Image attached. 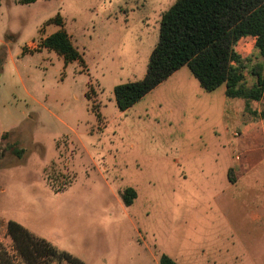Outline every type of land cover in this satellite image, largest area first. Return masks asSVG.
<instances>
[{
  "label": "rangeland",
  "instance_id": "obj_1",
  "mask_svg": "<svg viewBox=\"0 0 264 264\" xmlns=\"http://www.w3.org/2000/svg\"><path fill=\"white\" fill-rule=\"evenodd\" d=\"M175 1L0 0V137L9 133L0 142V264H71L38 238L95 249V259L113 247L107 264H131V222L194 264L203 252L208 264H264V219L252 220L264 218V153L259 129L248 139L240 125L264 127V104L229 98L225 85L207 91L183 66L129 109L117 106L115 86L145 77L161 15ZM60 29L82 61L66 64L42 45ZM237 50L242 84L252 87L264 58L252 37ZM237 155L260 162L233 185ZM91 159L106 162L101 172L120 194L137 186L141 198L126 210L114 198L101 204L86 182L97 175ZM74 177L69 190H55ZM10 220L38 237L32 245L13 239Z\"/></svg>",
  "mask_w": 264,
  "mask_h": 264
},
{
  "label": "trees",
  "instance_id": "obj_2",
  "mask_svg": "<svg viewBox=\"0 0 264 264\" xmlns=\"http://www.w3.org/2000/svg\"><path fill=\"white\" fill-rule=\"evenodd\" d=\"M23 4L37 0H19ZM59 24L61 21L57 19ZM252 37L264 58V0H176L161 15L159 41L154 47L145 77L142 80L119 84L114 93L117 106L125 111L135 105L148 92L170 77L183 66H188L200 85L207 91L226 86L229 98H242L247 103L261 101L264 104V67L256 65L253 74L257 77L252 87L242 84L243 57L237 50L241 39ZM42 45L63 56L66 64L83 57L65 29H60L42 41ZM264 115V111H263ZM8 132L2 134L4 140ZM21 157L25 149L9 146ZM230 181H233L231 175ZM125 205L136 198V191L128 187L122 192ZM8 231L15 241L24 236L32 245L34 236L19 223L10 220ZM38 238V237H36ZM43 250L60 255L71 264H83L66 251L59 250L42 238ZM29 246V245H28ZM159 264H178L166 254Z\"/></svg>",
  "mask_w": 264,
  "mask_h": 264
},
{
  "label": "crops",
  "instance_id": "obj_3",
  "mask_svg": "<svg viewBox=\"0 0 264 264\" xmlns=\"http://www.w3.org/2000/svg\"><path fill=\"white\" fill-rule=\"evenodd\" d=\"M56 31H58V30H56ZM54 32H52V33H54ZM52 33H49V35ZM47 36L48 35H46L45 37H47ZM31 44H33V43H31ZM30 46H28L29 49H30ZM225 93H226V91H225ZM240 125H241V129L243 127V133L242 134H244L246 137H248V139L252 137L251 135H253V137L259 136V138L257 137V139H255V140H259L261 142L262 148H263V153H264V127L259 128V126H256V124H254L253 126H250V124L245 125V122H244V124L240 123ZM257 129H259V133L256 136L255 131H257ZM4 132L5 131H3V133ZM2 134H1V137H2ZM1 137H0V142L2 141ZM16 140H18V139H16ZM237 156L235 158L236 162L231 164V167H229L228 173H227L228 177L231 175L230 169H232V170L234 169L235 172L237 173L238 177H235L234 175L231 176L233 178V181H232L233 185L249 181L250 178L248 176H246L245 173L251 172V170L254 167H256L260 162V161H258V162H256L258 164H256V163L251 162L250 160L247 159V162L240 163L239 161L241 160V158L239 155H237ZM262 163L264 164V154H263V162ZM101 164H103V166H104L103 169H105L106 168L105 166H107L106 162H100V161H96L95 159H91V162L88 165H89V167L93 168L94 174L96 173L97 175L94 177H88L86 182H88V184H94V186L90 185L91 186L90 189L97 192L95 196L101 200V204H105L106 200H109V198H114V200L116 201V203H118L120 208L126 210L127 205H125V203L123 201L122 194H120V192L118 191V189H121V186L118 185L119 187H116L117 188L116 189L115 186H113L111 184V182L104 175V173L101 172V170L103 171ZM263 170H264V168H263ZM75 179H76L75 177L73 178V180L70 179L69 181L64 183V186H62V187H57V188L55 187V190L58 193L59 192H65V191L69 190V188L74 184ZM51 187H52V185H51ZM130 187L136 191V198L134 199L132 204L129 205V206H132L135 201H137L138 199L141 198V194L139 192V187H137V186L136 187L130 186ZM106 189L110 190V194L102 192V191H105ZM259 206H261V205L259 204ZM261 208H264V201H263V205L261 206ZM261 214L260 213L253 214L252 220H254L255 222H262L264 218L262 217L263 213H261ZM130 226H132V228H135V229H133L134 235L132 236V241H134L136 243L135 247H133L132 251L130 252V255H132V258H130L131 264H133L134 261H135V264H147L149 258L153 259L154 264H159L160 257L163 254L168 255L169 257L174 259L178 264H194L191 260H188V256L178 254L179 250L176 253L175 251H168L167 249H165V247H158L156 244L157 241L155 238V234L151 233L146 227L141 228L138 224H135L134 222H131ZM72 228L77 229V227H75V226H72ZM152 236L154 237V240H152ZM109 244H110V242H109ZM112 245L114 246L113 242H112ZM57 247L59 250L66 251L67 253L71 254L73 257L80 260L83 264H107V263L113 262L114 257L116 258V256H114V255L117 254L116 250L113 252V247H112V251H108L107 253H105V256H100V257H97L95 259V258H93V251H95V249L91 252L86 251V250H83L82 248L78 247L77 245H74V244L68 243V242H67V245L64 244L63 246L60 245ZM101 254H102V251H101ZM203 254L205 255L206 253L203 252ZM203 254L200 253L197 255L198 259L195 260L196 264H208V259L205 258V260H204L203 257L201 256ZM237 258L238 257L236 256L235 260ZM233 259H234V255H232V259L226 258V260L224 262L225 263L233 262ZM215 262L216 261H212V263H215Z\"/></svg>",
  "mask_w": 264,
  "mask_h": 264
}]
</instances>
